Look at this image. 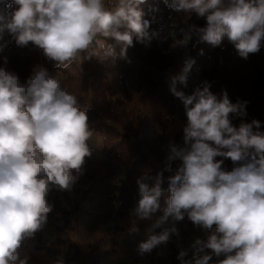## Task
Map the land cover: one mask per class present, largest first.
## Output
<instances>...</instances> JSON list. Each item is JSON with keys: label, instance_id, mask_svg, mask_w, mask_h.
Instances as JSON below:
<instances>
[{"label": "clouds", "instance_id": "clouds-1", "mask_svg": "<svg viewBox=\"0 0 264 264\" xmlns=\"http://www.w3.org/2000/svg\"><path fill=\"white\" fill-rule=\"evenodd\" d=\"M145 0H13L18 7L9 16L0 14V40L7 31L17 46L31 42L55 67L69 70L77 60L98 58L101 63L128 60L127 50L136 42L148 45L158 32L149 31L140 5ZM185 13L206 19V26L180 29L186 46L193 36L212 46L226 37L240 57L260 51L264 40V0H164ZM10 6V5H9ZM171 35L175 36V32ZM108 41H112L109 43ZM6 44L0 45V51ZM119 47V53L116 47ZM130 62V61H128ZM7 64V58H4ZM194 59L185 61L171 77L170 92L178 98L187 117L183 128L185 147L169 144L164 169L154 183L137 180L140 199L134 214L152 219L160 209L163 171L172 162L182 163L168 177L171 195L163 214L138 245L139 254L166 245L175 226L187 214L195 226L216 233L206 242L196 239L182 249L180 264H209L213 256L225 255L218 264H264V131L261 122L232 125L230 115L246 116L248 101L233 103L227 91L217 96L205 82L190 95L187 87ZM255 127V131H254ZM94 132L78 99L60 78L37 66L25 83L15 72L0 67V264H28L18 249L25 238L40 231L52 205L47 197L53 188L70 190L84 172ZM220 157L222 159H216ZM239 163L231 171L224 160ZM170 224V227L164 225ZM161 228L159 233L154 229ZM133 231L138 229L133 228ZM206 250H211L210 253ZM56 264H63L60 259Z\"/></svg>", "mask_w": 264, "mask_h": 264}, {"label": "trees", "instance_id": "trees-1", "mask_svg": "<svg viewBox=\"0 0 264 264\" xmlns=\"http://www.w3.org/2000/svg\"><path fill=\"white\" fill-rule=\"evenodd\" d=\"M10 5V6H9ZM18 7L13 0H0V14L9 16ZM140 9L143 11V19L149 21V31L158 32L148 45L136 42L129 48L133 58L140 62L154 67L160 75L156 78H146L141 85L123 90L122 97L111 99L107 90L112 88L108 77L95 68V58L89 59L85 65L89 66L93 78L90 82L92 88V103L81 107L88 116V123L94 132L93 137L103 140L100 150V158L93 159L92 155L86 158L84 172L81 175L86 181V189L81 197L92 201L95 198H102L111 194L112 177L123 168L126 172L123 187L138 191L137 180L141 177H148L145 181L151 186L155 177L164 169L165 159L168 153H163L158 147L155 139L147 144L145 149H140L134 140L139 134H145L148 129L164 126L167 122H173L176 110V98L169 92L163 72L175 65V51L171 46L173 30V19L193 13L176 11L168 7L164 0H145ZM195 25L206 26V19L196 16ZM191 25V24H190ZM183 38V36H182ZM6 44L3 51H0V67L15 72L21 83L32 74L37 66L47 69L50 75L58 76L65 88L77 87L84 81V75L74 62L69 70H61L55 67V62L45 57L43 51L29 42L25 47L17 46L12 36L5 31L0 45ZM184 53L187 59H194L199 65L202 61L211 62L208 69L202 71L203 81L210 85V91L220 96L222 91H227L229 99L235 103L237 99L248 101L246 116L239 117L230 115L232 125L239 127L241 123H251L253 119L261 122L260 131H264V40L261 41L260 51L256 54H249L247 59L239 56L235 46L225 37L219 46L201 41L193 36L189 43L178 51ZM7 58V64L4 58ZM193 65V67H194ZM230 65V66H229ZM229 66V67H228ZM110 120V121H109ZM122 120L127 121V127L122 126ZM254 127V131H255ZM181 130L173 132L171 142L177 147H185ZM228 169L231 171L239 163L233 164L230 159H225ZM182 162H172V172L163 171L161 188L163 194L160 197V209L153 214V218H159L166 207V200L171 195L169 191L168 177L175 173V170ZM187 225L211 236L216 233V226L205 229L202 226H195L185 214ZM170 227V226H166ZM25 238L20 248L19 255L24 251V257L28 258L30 264H44L33 254L25 250ZM170 258V264H178L177 259L181 246L172 236L166 245L158 247ZM40 250L41 247H35Z\"/></svg>", "mask_w": 264, "mask_h": 264}, {"label": "rangeland", "instance_id": "rangeland-1", "mask_svg": "<svg viewBox=\"0 0 264 264\" xmlns=\"http://www.w3.org/2000/svg\"><path fill=\"white\" fill-rule=\"evenodd\" d=\"M196 16L193 13L173 19L172 32H175V36L171 35V46L175 51L176 60L172 68L163 72L169 92L171 77L179 74L185 61L188 60L184 53L181 55L178 52L184 46H174L175 41L183 39L180 29H187L190 24H196ZM119 51L117 46L116 52L119 53ZM127 57L126 61L117 55L115 59L104 63H101L98 58L92 57L96 60L95 68L108 77L112 88L107 90V94L112 100L122 97L124 89H131L141 85L146 78H156L160 75V72L154 67L133 58L129 48ZM88 60L85 59L82 63L79 60L76 61L85 77L84 81L77 87L66 88L77 97L81 107L92 103L90 82L93 76L89 66L85 65ZM211 64V62L202 61L199 65H194L188 76L187 87L178 83L177 89L185 92L186 95L192 94L203 81L202 71L208 69ZM172 121L167 122L164 126L148 129L145 134H139L134 142L140 141L137 146L140 149H145L147 144L156 139L159 149L163 153H168L173 132L176 130L183 132L187 123L183 104L178 98H176V110ZM121 124L123 127L128 125L125 120H122ZM102 142L103 140L98 137H92L89 142L93 159L100 158ZM216 159L222 158L217 157ZM223 167L229 171L228 163L225 160ZM125 174V170L121 168L111 179L113 187L111 194L95 198L92 201L81 197L87 186V181L81 176L70 190L61 191L53 188L47 197L52 205V211L48 214L47 222L43 228L33 237L27 238L25 250L33 252L37 259L44 264H56L60 259L63 260V264H170V258L159 248L153 249L151 253L139 254V243L147 239L148 229L158 218L141 220L134 214L140 196L139 192L122 186ZM166 226L171 225H164V227ZM175 226L180 235L179 237L173 235V237L181 246V250H188L189 257L186 258L191 257L190 246L196 239L206 242L209 238L203 232L189 228L185 218L182 221H177ZM133 228L138 231H133ZM161 230V228H157L154 229V232L159 233ZM37 246L42 249H35ZM206 252L210 253L211 250H206ZM19 256L23 259L24 251ZM225 258L223 254L220 257L213 256L209 264H218L219 260ZM28 264L30 263L28 262Z\"/></svg>", "mask_w": 264, "mask_h": 264}]
</instances>
